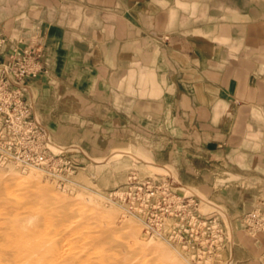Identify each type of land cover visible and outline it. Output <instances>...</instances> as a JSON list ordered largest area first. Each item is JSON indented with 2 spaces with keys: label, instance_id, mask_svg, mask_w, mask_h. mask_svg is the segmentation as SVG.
<instances>
[{
  "label": "rangeland",
  "instance_id": "obj_1",
  "mask_svg": "<svg viewBox=\"0 0 264 264\" xmlns=\"http://www.w3.org/2000/svg\"><path fill=\"white\" fill-rule=\"evenodd\" d=\"M34 1L0 0V32L9 38L7 23L35 8ZM133 1H138L140 8L147 9L149 2L153 10L173 9L174 29L209 30L227 21L226 14L223 18L217 15L228 11L225 0ZM81 19L78 16L71 22ZM134 21L124 9L123 42L128 50L131 43H138L140 64L153 60L157 65L163 54L162 39L140 31L137 39ZM90 22L94 23L84 20ZM116 24L107 21L108 27ZM123 54L125 61L130 59L129 51ZM128 77L118 87L124 97L132 94L137 99L133 107L137 102L140 117L132 140L130 133H124V138L138 146L122 149L134 153L118 150L105 158L88 159L78 151L54 145L49 137L52 144L47 147L54 156L43 167H26L0 158V250L4 253L0 251V264H261L264 242L260 247L244 226V217L264 201V164L242 163L237 157L241 153H234L228 160L221 155L212 168L202 167L197 150L168 139L169 130L166 133L163 124L167 118L163 78L156 71L154 77L140 71L136 91ZM98 118L89 117L92 121ZM178 134L172 132L175 140ZM263 144L264 139H256L247 155L251 159L264 156ZM153 180L158 186L169 183L179 197L176 199L191 204L185 209V227L183 222L177 224L182 218L169 220L165 229L171 235L167 238L147 233L134 210L143 196L129 194L128 185ZM195 216L207 221L198 222L197 231L187 227ZM130 220L138 229L135 234L140 235L132 234ZM150 239L155 244L145 248ZM159 244L162 248H157Z\"/></svg>",
  "mask_w": 264,
  "mask_h": 264
},
{
  "label": "crops",
  "instance_id": "obj_2",
  "mask_svg": "<svg viewBox=\"0 0 264 264\" xmlns=\"http://www.w3.org/2000/svg\"><path fill=\"white\" fill-rule=\"evenodd\" d=\"M32 3L35 8L7 23L9 43L0 59L12 45L32 42L41 48L43 69L30 81V98L54 145L88 159L137 147L124 138L130 133L132 140L138 131L137 99L124 97L118 85L130 76L137 91L140 71L150 77L156 71L163 78V124L170 142L197 150L202 167L234 153H241L242 163L264 164V156L247 155L256 139H264V0H225L228 11L217 15L226 14L227 21L209 30L174 29L175 11L153 10L149 2L147 9L133 0ZM124 9L135 20L137 39L139 31L162 39L157 65L140 64L138 43L127 49ZM78 16L82 19L72 23ZM108 20L117 24L108 27ZM124 51L130 52L126 61ZM172 132L179 133L178 140Z\"/></svg>",
  "mask_w": 264,
  "mask_h": 264
},
{
  "label": "built area",
  "instance_id": "obj_3",
  "mask_svg": "<svg viewBox=\"0 0 264 264\" xmlns=\"http://www.w3.org/2000/svg\"><path fill=\"white\" fill-rule=\"evenodd\" d=\"M8 43L4 32H0V50L6 48ZM40 49L32 42L12 45L0 59V158L11 159L26 167H43L54 156H50L52 150L47 147L51 143L47 129L35 118V105L30 98V81L39 76L43 69ZM128 186L129 194L143 196L141 204L137 202L134 210L142 219L147 233H159L166 237L170 234L165 229L170 219L182 218L177 224L185 220V209L190 208L191 204L183 198L176 199L179 197L169 183L158 186L153 180ZM245 216L244 226L256 237L261 247L264 242V201ZM198 222L207 221L195 216L187 227L197 231ZM181 226L185 227V223H181ZM260 262L264 264V247Z\"/></svg>",
  "mask_w": 264,
  "mask_h": 264
},
{
  "label": "bare ground",
  "instance_id": "obj_4",
  "mask_svg": "<svg viewBox=\"0 0 264 264\" xmlns=\"http://www.w3.org/2000/svg\"><path fill=\"white\" fill-rule=\"evenodd\" d=\"M52 143H50V145H51ZM125 153V152H124ZM119 155V154H118ZM115 161V160H114ZM12 165V164H11ZM16 166V165H15ZM33 168V167H32ZM36 173V172H35ZM36 176V175H35ZM27 177V176H26ZM26 179V178H25ZM43 190L44 191H50V187H44L43 188ZM125 217V216H124ZM5 221V220H4ZM128 227H130V230H131V232H133L132 234L133 235H135V236H138V235H140V234H138V232H137V234H135V232L136 231H138V229L136 228V226L134 225V223L130 220L129 222H128ZM140 227V226H139ZM140 232V231H139ZM139 238V237H138ZM137 238V240H139ZM138 243H140V242H138ZM153 244H155V240L154 239H150L149 241H147V244L145 245V248H149L150 246H152ZM162 245H164V243H162L161 244V246ZM166 245V244H165ZM160 246V244L157 246V248L158 247H161ZM10 248V247H9ZM162 248V247H161ZM1 251V250H0ZM2 252V251H1ZM3 253V252H2ZM168 253H170V252H168ZM4 254V253H3ZM0 255H2V254H0ZM163 255H166V254H163ZM3 260V259H2Z\"/></svg>",
  "mask_w": 264,
  "mask_h": 264
}]
</instances>
